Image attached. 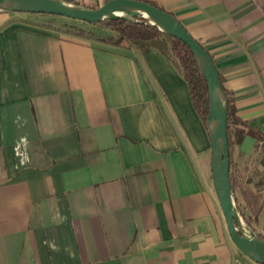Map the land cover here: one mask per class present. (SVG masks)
Wrapping results in <instances>:
<instances>
[{
  "label": "crops",
  "instance_id": "crops-1",
  "mask_svg": "<svg viewBox=\"0 0 264 264\" xmlns=\"http://www.w3.org/2000/svg\"><path fill=\"white\" fill-rule=\"evenodd\" d=\"M140 1L209 53L239 127L263 146L264 0ZM65 24L0 12V264H256L228 235L208 133L168 42L141 52ZM255 144L233 147L230 174L259 194L246 217L264 238Z\"/></svg>",
  "mask_w": 264,
  "mask_h": 264
},
{
  "label": "water",
  "instance_id": "water-1",
  "mask_svg": "<svg viewBox=\"0 0 264 264\" xmlns=\"http://www.w3.org/2000/svg\"><path fill=\"white\" fill-rule=\"evenodd\" d=\"M0 12L59 16L87 24L108 20L142 23L186 45L207 88L205 124L211 145L210 172L228 235L243 256L256 264H264V242L243 222L229 180L230 155L226 131L228 98L209 53L172 15L139 0H108L98 8H87L62 0H0Z\"/></svg>",
  "mask_w": 264,
  "mask_h": 264
},
{
  "label": "trees",
  "instance_id": "trees-1",
  "mask_svg": "<svg viewBox=\"0 0 264 264\" xmlns=\"http://www.w3.org/2000/svg\"><path fill=\"white\" fill-rule=\"evenodd\" d=\"M88 25L109 29L115 32L117 36L113 43L119 44L122 41H126L131 44L135 49L141 52H144L149 47L153 46L154 42L158 39H164L168 41L170 43V57L180 69L183 77L188 83L193 106L199 113V115L202 117L206 128L205 120L208 112L207 88L205 80L196 68L190 50L186 45H184L181 41L163 35L159 33L156 29L148 27L142 23H132L125 20H108L102 23ZM240 125H242V123L237 117H235L228 99L226 131L229 155H231L233 147L235 145H238L240 141L247 135L252 136L254 139H256V150L261 148V150L264 151V143L263 146L260 145V142L262 140L261 136L251 130L245 131L244 129L239 127ZM229 180L232 186L233 194H238L241 199V202L243 203L244 212H248L249 215L255 216L260 208L259 194L252 191L248 187H243L240 183L233 181L230 174V168ZM235 203H237L236 198ZM236 207L239 213L241 214V217L244 222L253 230L250 224L249 217H246L245 213H242L239 205H237ZM256 235L261 241L264 242V238H262L258 234Z\"/></svg>",
  "mask_w": 264,
  "mask_h": 264
},
{
  "label": "rangeland",
  "instance_id": "rangeland-1",
  "mask_svg": "<svg viewBox=\"0 0 264 264\" xmlns=\"http://www.w3.org/2000/svg\"><path fill=\"white\" fill-rule=\"evenodd\" d=\"M49 17H54L56 19H62L63 17H59V16H51L49 15ZM66 22L67 23H71V24H65V27L69 28V29H72L74 32H84V31H87L88 32V26H84L85 24H82L83 22H80V21H74V20H71V19H66ZM78 25H81V27H86L85 29L86 30H82L81 28H79L80 26ZM89 35L92 36L93 34L89 32ZM168 42V41H167ZM169 46H170V43L168 42ZM258 157H256L253 162V164L255 166H253L252 168V174H253V178L254 180L255 179H258L260 175H262L264 173V168L262 166L258 167L261 162L263 161L262 159H264V151L261 150L258 152ZM261 159V160H260ZM257 165V166H256ZM237 199V203H235V205H239L240 206V210L242 211V213H245L244 210H243V205H242V202H241V199L239 197L238 194H234V199ZM241 215V214H240ZM246 215V213H245ZM242 218V217H241ZM243 220V219H242ZM244 222V221H243Z\"/></svg>",
  "mask_w": 264,
  "mask_h": 264
}]
</instances>
